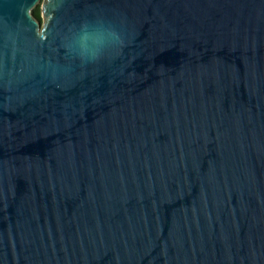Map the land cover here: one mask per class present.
<instances>
[{
	"label": "water",
	"instance_id": "95a60500",
	"mask_svg": "<svg viewBox=\"0 0 264 264\" xmlns=\"http://www.w3.org/2000/svg\"><path fill=\"white\" fill-rule=\"evenodd\" d=\"M0 0V264H264V0Z\"/></svg>",
	"mask_w": 264,
	"mask_h": 264
},
{
	"label": "trees",
	"instance_id": "16d2710c",
	"mask_svg": "<svg viewBox=\"0 0 264 264\" xmlns=\"http://www.w3.org/2000/svg\"><path fill=\"white\" fill-rule=\"evenodd\" d=\"M34 13H35L38 17L41 16V15H40V13H41V9H40V5H39V4H37V5L34 7Z\"/></svg>",
	"mask_w": 264,
	"mask_h": 264
},
{
	"label": "rangeland",
	"instance_id": "374dc122",
	"mask_svg": "<svg viewBox=\"0 0 264 264\" xmlns=\"http://www.w3.org/2000/svg\"><path fill=\"white\" fill-rule=\"evenodd\" d=\"M43 3H44V0H40L39 1V5H40V9H41V13H40V15H41V20H42V22L44 21V16H43V13H42V6H43Z\"/></svg>",
	"mask_w": 264,
	"mask_h": 264
}]
</instances>
